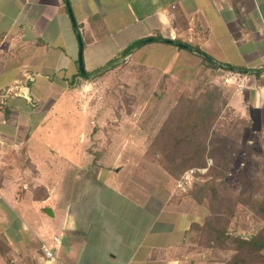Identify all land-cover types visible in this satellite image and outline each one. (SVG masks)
Instances as JSON below:
<instances>
[{"label": "crops", "instance_id": "obj_1", "mask_svg": "<svg viewBox=\"0 0 264 264\" xmlns=\"http://www.w3.org/2000/svg\"><path fill=\"white\" fill-rule=\"evenodd\" d=\"M68 1L89 73L149 37L197 46L223 65L264 66V0ZM98 49H108L100 64ZM78 51L63 0H0V90L18 87L29 98L0 108V264H204L192 251L193 200L143 159L141 145L124 135L117 144L109 132L102 146L86 129L69 93ZM129 58L128 74L148 83L164 78L185 90L233 79L241 85L231 103L264 100L255 77L231 78L161 41ZM60 234L48 261L40 244Z\"/></svg>", "mask_w": 264, "mask_h": 264}, {"label": "rangeland", "instance_id": "obj_2", "mask_svg": "<svg viewBox=\"0 0 264 264\" xmlns=\"http://www.w3.org/2000/svg\"><path fill=\"white\" fill-rule=\"evenodd\" d=\"M107 53L108 49L96 50L93 63L103 62ZM86 64L85 71L89 70V62ZM132 64V59L128 58L102 76L92 80L81 79L79 84L69 89L75 108L86 116V129L101 134L102 146L109 141V132L117 144L125 140L122 135L126 136L131 145H141L144 160L162 169L160 163L164 159L159 148L174 131L171 128L179 118L181 104H185L179 100L180 97L187 95L188 100L201 101L202 89L209 85L207 90L216 95L211 102L215 106L216 118L208 123L209 131L200 130L197 137L206 142L210 152L216 150L213 156H206L203 167L193 168L198 172L189 184L182 186L185 195L194 194L202 200L198 204L196 199L189 197L199 208V224L196 225L202 230L201 233L196 230L191 237V244L195 245L192 251L205 261L204 264H238L237 255L244 258L242 264H264V248L258 255H247L241 251L237 253L231 239H225L223 243L220 240L224 249H210L205 245L210 225L223 226L225 235L229 237L248 239L259 231L264 235V214H258L257 207L252 204V201L264 197V100L257 105L253 101L231 103L232 94L239 93L241 85L233 79H223L216 84L198 83L185 90L167 86L164 78L148 83L142 79L141 73L128 74ZM223 74L231 78L254 77L227 71ZM255 79L264 87L263 75ZM88 140L93 142L91 146H97L93 139L88 137ZM227 153L232 157L227 159L229 164L225 166L223 163L226 162L220 155ZM185 173L175 179L171 177L176 187ZM207 183L212 186L201 190L200 187ZM209 222L210 225L207 224Z\"/></svg>", "mask_w": 264, "mask_h": 264}, {"label": "trees", "instance_id": "obj_3", "mask_svg": "<svg viewBox=\"0 0 264 264\" xmlns=\"http://www.w3.org/2000/svg\"><path fill=\"white\" fill-rule=\"evenodd\" d=\"M136 44L137 43H135V45ZM186 45L201 51L197 46L191 45L189 43H186ZM130 48L127 49V51L130 50ZM202 63L213 69H218L206 60L202 59ZM262 75L264 76V73L256 74L254 77L258 78ZM77 78L86 80L80 74V72H78L71 79V88H73V84H75V80ZM208 86L205 85L202 89L204 93L200 97L202 99L201 101L195 99L188 100L187 95H182L180 97L179 100L185 104H181L180 111L178 113L179 118L171 128L174 129V131L168 135V138L165 141L161 142L162 146L159 148V150L161 151L164 161L163 163H160V166L170 177L174 179L179 177V175H183L189 169L203 167L206 156H213L214 151L216 150L214 149L212 152H210V148H208L206 142L198 140L197 137L198 131H209L208 123L212 121V119L216 118L215 106L214 103H211L216 99V95L207 90ZM175 130H178V132L175 133ZM224 155L221 154L220 158L225 160L226 163L223 164L226 166L229 164L227 159L231 158L232 156L228 153L225 156ZM209 186L212 185L207 183L202 185L200 188H202L201 190H204ZM188 197L196 199L198 204L202 203V200L197 199L194 194H191ZM252 204L257 207L256 212L258 214H264V197L258 199L257 201H252ZM249 206L253 207L252 205ZM207 224L210 225V222ZM210 227L211 231L207 234L205 243L207 248L224 249L222 243L225 239H231V241L235 244L234 250L237 253L241 251L247 255H258L259 252L264 248V235L262 231L250 236L248 239H245L243 237H229L228 235H225L226 228L223 229V226L218 227L210 225ZM196 230L200 231L199 226L193 224L192 231L195 233ZM201 231L199 233H201ZM220 240H222V243ZM237 259L239 260L238 264L245 262L244 258H240L238 255Z\"/></svg>", "mask_w": 264, "mask_h": 264}, {"label": "water", "instance_id": "obj_4", "mask_svg": "<svg viewBox=\"0 0 264 264\" xmlns=\"http://www.w3.org/2000/svg\"><path fill=\"white\" fill-rule=\"evenodd\" d=\"M63 2L65 4L67 13L69 15V18H70V21L72 24V28H73V31H74V34H75V37L77 39L78 46H79L78 70H79L80 74L87 80H92V79L98 78V77L102 76L103 74H105L106 72L110 71L111 69L115 68L116 66L124 63L133 53H135L139 48L146 45L147 43L159 42V41H161L162 43L170 44V45L176 46L180 49H183V50L199 57L200 59L208 61L209 63H211L212 65H214L215 67H217L218 69H221L223 71H227V72H231V73H235V74L252 75V76L256 75V74L264 73V67L260 68V69H254V70H245V69H239V68L232 67V66L223 65V64L213 60L211 57H209L205 53H203L199 50H196L193 47L186 45L185 43L172 41V40H163V39H159V38H155V37H149V38H146V39L139 41L130 50H128L126 53H124L123 55H121L117 59H114L113 61L109 62L103 68L99 69L96 72L88 73L85 71L83 58H82V50H83L82 39L80 37L79 29L77 27L76 21H75L74 16H73L70 3L68 0H63ZM45 212L47 214L50 213V211H45Z\"/></svg>", "mask_w": 264, "mask_h": 264}, {"label": "built area", "instance_id": "obj_5", "mask_svg": "<svg viewBox=\"0 0 264 264\" xmlns=\"http://www.w3.org/2000/svg\"><path fill=\"white\" fill-rule=\"evenodd\" d=\"M12 96H20L29 101L28 96H25L24 93L21 92V90L18 87L8 88L4 90H0V108L3 104H5L6 100ZM198 172L196 169H191L185 173V175L181 178V181L177 183V187L179 189L184 190L182 188L183 185L189 184L190 179L193 177V175ZM63 235H53L51 237L50 243L41 242L40 244V250L43 253V256L48 260L52 261L56 259L55 251L59 248L61 245Z\"/></svg>", "mask_w": 264, "mask_h": 264}]
</instances>
